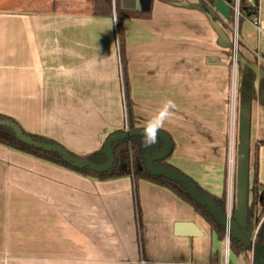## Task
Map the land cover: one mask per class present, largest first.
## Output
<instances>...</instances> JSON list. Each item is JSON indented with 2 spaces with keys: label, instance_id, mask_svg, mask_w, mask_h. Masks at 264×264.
<instances>
[{
  "label": "crops",
  "instance_id": "0c3cea01",
  "mask_svg": "<svg viewBox=\"0 0 264 264\" xmlns=\"http://www.w3.org/2000/svg\"><path fill=\"white\" fill-rule=\"evenodd\" d=\"M93 3L0 0V115L76 156L125 128L116 19L94 15ZM258 4L261 31L254 17L242 19L235 51L234 33L204 0H151L149 17L122 22L134 126L144 129L173 100L160 130L172 143L167 162L209 194H229L239 224L252 200L255 217L264 208V0ZM233 52L241 71L234 98ZM223 249L192 206L163 186L85 177L0 145V264H219ZM230 263L244 260L231 253Z\"/></svg>",
  "mask_w": 264,
  "mask_h": 264
},
{
  "label": "trees",
  "instance_id": "16d2710c",
  "mask_svg": "<svg viewBox=\"0 0 264 264\" xmlns=\"http://www.w3.org/2000/svg\"><path fill=\"white\" fill-rule=\"evenodd\" d=\"M259 4L258 0H240L239 2V23L244 18L255 17L258 14ZM93 14L96 16L102 17H112L115 15L116 19V29L119 41V53L120 60L122 64V78H123V89H124V97L126 104V116H127V130L132 136L129 139H122L114 142L111 145V151L113 155V165L112 167L103 173H99L88 168L80 169L75 168L72 165L68 164L64 161L62 157L52 152H45L42 150H38L34 147L28 146L20 141L17 137L16 133L6 125L0 124V145L6 147L10 150L19 152L21 154L30 156L37 160L49 163L51 165L60 167L62 169L69 170L71 172L77 173L79 175L85 177H91L98 180H113L122 177L130 176L135 181L138 179L148 180L150 182L156 183L160 186H163L173 193H175L178 197H180L183 201L188 203L196 213H198L205 222L210 226L211 230L215 233L219 240H223L224 238V228L217 222L212 215L201 205L196 203L192 197L189 195L187 189L180 183L172 181L166 177H156L151 175L146 168L147 160L153 156L160 155L165 149V143L161 138H157L158 142L151 148H145L141 144L142 134L139 132H143L144 129H138L134 126V121L132 118V105L129 98V89L127 82V74H126V61L124 58V35L122 22L126 18H142L149 17L150 12H139V11H130L122 9L120 6V0H94L93 3ZM233 20V14L231 13L230 19L227 21L230 23ZM243 74L245 79L242 84V99L248 100L247 92L250 89V84L247 80L251 77V74L248 69L244 68ZM248 78V79H247ZM1 122H9L17 126L24 136L32 139L35 142L50 145V146H58L64 149L62 146L57 144L56 142L46 139L44 137H40L37 135H32L25 132L22 127L13 119L0 115ZM124 130L114 132L110 134L102 143L101 147L88 155L85 156H76L75 154L69 152L64 149L70 156L75 159L82 161H89L94 163L95 165L103 166L107 163V156L105 153V143L106 141L113 135H121L124 134ZM161 132V131H159ZM162 134L166 135L164 132ZM170 157V156H169ZM168 158L162 161H158L154 164L155 167L170 170L178 175L184 176L188 178L194 185L196 190L206 197L215 208H217L222 214L226 213V197L225 194H222L220 197H216L214 195L209 194L204 189H202L195 181H193L188 176L184 175L177 168L169 164ZM261 202L264 204V192L261 197ZM256 201L252 200L250 206L247 209L246 220L244 224H239L233 217V211L231 214V221L235 222L238 226V229L244 233L248 238H251L254 226L257 224L259 215L263 212L261 211L258 217H255V209H256ZM255 244L260 245L264 249V223L260 226L255 236ZM230 251L232 254L239 256L243 251L242 244L230 237Z\"/></svg>",
  "mask_w": 264,
  "mask_h": 264
},
{
  "label": "water",
  "instance_id": "95a60500",
  "mask_svg": "<svg viewBox=\"0 0 264 264\" xmlns=\"http://www.w3.org/2000/svg\"><path fill=\"white\" fill-rule=\"evenodd\" d=\"M204 1L209 6L210 11L212 12L213 15H218L224 21H228L230 19L232 13L233 0H204ZM150 4H151V0H120L121 8L130 11L135 10L139 12H147L150 8ZM0 124L6 125L9 128H11L16 133L20 141L28 146L34 147L38 150H42L45 152L55 153L60 157H62L65 162H67L68 164L72 165L75 168H80V169L88 168L90 170L99 173L108 171L113 165V155L111 151V145L118 140L129 139L132 136V134L129 132H126L121 135L111 136L105 143V153L107 156V163L103 166H99L89 161H82L75 159L72 156H70L64 149L58 146H50L35 142L32 139L24 136L21 130L12 123L0 121ZM142 133L143 132H139V134ZM158 137L164 141L165 149L160 155L153 156L147 160L146 163L147 171L153 176L156 177L163 176L172 181L182 184L187 189L189 195L196 203L204 207L212 215V217L217 222H219V224L224 228V230L225 229L229 230L230 237L238 240L242 244L244 249H250L252 247L254 248V264H264L263 247L256 244L253 245L251 238H248L244 233H242L238 229V226L236 225L235 222L228 220L226 218V214H222L217 208L214 207V205L206 197L200 194L196 190L195 185L188 178L178 175L170 170L162 169L154 166L156 162L165 160L172 153V143L170 139L161 132H159Z\"/></svg>",
  "mask_w": 264,
  "mask_h": 264
},
{
  "label": "built area",
  "instance_id": "2783aa9c",
  "mask_svg": "<svg viewBox=\"0 0 264 264\" xmlns=\"http://www.w3.org/2000/svg\"><path fill=\"white\" fill-rule=\"evenodd\" d=\"M239 2L240 0H233V5H232V14H233V19L234 22L236 23V21H238V17H239ZM115 22V19H114ZM115 24V23H114ZM252 24L256 27V29L260 32L261 31V26L259 23L258 18L255 16L252 19ZM116 28V24L114 25ZM239 38V37H238ZM238 43V39L235 37L234 39V43H233V49L236 47ZM118 52H119V46H118ZM233 61L234 63H236L237 58H236V53L233 52ZM119 71H120V77H121V83H122V97L124 99V111H125V128H124V133L128 132V128H127V116H126V104H125V97H124V89H123V82H122V66H121V62L119 61ZM237 75V74H236ZM236 75L233 74L232 76V97H235V88H236ZM230 165H231V160H228V180L231 178L230 174H229V170H230ZM230 195H227L226 198V218L228 220H231V214H232V206H231V198L229 197ZM264 223V208H263V212L261 214V216L259 215V219L258 222L256 224V228L255 231L253 233V236L251 238L252 244H255V236L257 234L258 229L260 228V226ZM223 243H224V249H223V256H222V261L219 264H231L230 263V232L228 229L224 230V239H223ZM245 253H250L251 254V260L249 264H254V248H250V249H244L243 250ZM141 264H143V262H141ZM245 264V263H244Z\"/></svg>",
  "mask_w": 264,
  "mask_h": 264
},
{
  "label": "clouds",
  "instance_id": "9594fccd",
  "mask_svg": "<svg viewBox=\"0 0 264 264\" xmlns=\"http://www.w3.org/2000/svg\"><path fill=\"white\" fill-rule=\"evenodd\" d=\"M175 108V102L166 99L155 115L146 121L141 140L143 147L151 148L157 144L159 131L164 127L165 121L174 114Z\"/></svg>",
  "mask_w": 264,
  "mask_h": 264
},
{
  "label": "rangeland",
  "instance_id": "374dc122",
  "mask_svg": "<svg viewBox=\"0 0 264 264\" xmlns=\"http://www.w3.org/2000/svg\"><path fill=\"white\" fill-rule=\"evenodd\" d=\"M92 11H93V6H92ZM115 16V15H114ZM239 18L240 17H238V21H236V23L234 22V19L230 22V23H228L227 21H225L226 22V24L230 27V29L232 30L231 32L232 33H234L233 34V43H234V39H235V37L238 39V41H239V38H238V24H239ZM238 50H239V48H238ZM234 51H235V49H234ZM236 53V52H235ZM233 58H234V56H233V53H232V57H231V61H230V66H229V74H231V76H233V74L234 75H236V74H240V64L238 63V61H236V63H234V61H233ZM232 79V78H231ZM232 81V80H231ZM262 214V213H261ZM261 214H260V216H261ZM255 228H256V225L254 226V229H253V232H252V235H251V238H252V236H253V233H254V231H255ZM224 239V238H223ZM244 250V249H243ZM232 256V255H231ZM239 256H241L242 257V259L244 260V263L245 264H249L250 263V260H251V254L250 253H245L244 251H242L241 252V254L239 255ZM238 256V257H239ZM231 258H233V257H231Z\"/></svg>",
  "mask_w": 264,
  "mask_h": 264
}]
</instances>
